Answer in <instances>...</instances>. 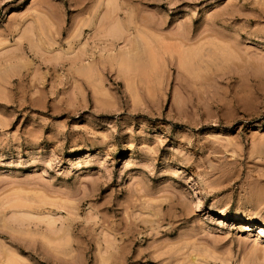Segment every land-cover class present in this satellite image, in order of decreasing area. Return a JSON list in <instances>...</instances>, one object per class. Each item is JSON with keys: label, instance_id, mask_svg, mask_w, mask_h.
Here are the masks:
<instances>
[{"label": "rangeland", "instance_id": "1", "mask_svg": "<svg viewBox=\"0 0 264 264\" xmlns=\"http://www.w3.org/2000/svg\"><path fill=\"white\" fill-rule=\"evenodd\" d=\"M261 229L264 0H0V264H264Z\"/></svg>", "mask_w": 264, "mask_h": 264}, {"label": "bare ground", "instance_id": "2", "mask_svg": "<svg viewBox=\"0 0 264 264\" xmlns=\"http://www.w3.org/2000/svg\"><path fill=\"white\" fill-rule=\"evenodd\" d=\"M140 6V5H139ZM115 24H117V23H115ZM102 26V25H101ZM116 35V34H115ZM141 71V70H140ZM261 230H263V229H261ZM263 232H264V230H263Z\"/></svg>", "mask_w": 264, "mask_h": 264}]
</instances>
